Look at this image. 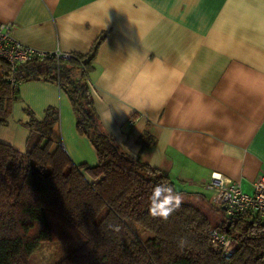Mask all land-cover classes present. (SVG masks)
Here are the masks:
<instances>
[{"label": "crops", "instance_id": "crops-1", "mask_svg": "<svg viewBox=\"0 0 264 264\" xmlns=\"http://www.w3.org/2000/svg\"><path fill=\"white\" fill-rule=\"evenodd\" d=\"M0 22L45 52L87 54L103 34L90 73L97 123L182 196L208 199L212 173L248 194L264 176V0H0ZM133 55L169 69L165 98L137 108L108 90ZM49 106L58 109L54 143L75 164H96L67 95L43 78L18 85L0 141L24 151L25 110L41 120ZM145 132L154 142L141 147Z\"/></svg>", "mask_w": 264, "mask_h": 264}, {"label": "trees", "instance_id": "trees-1", "mask_svg": "<svg viewBox=\"0 0 264 264\" xmlns=\"http://www.w3.org/2000/svg\"><path fill=\"white\" fill-rule=\"evenodd\" d=\"M103 37L87 54L33 57L13 71L0 58V126L7 123L20 83L39 78L56 82L71 103L78 132L88 137L97 156L94 165L75 164L54 143L56 107H47L41 120L25 110L29 134L24 151L0 141V264H28L41 242L57 236L82 244L55 264H264V222L239 217L225 229L228 219L221 209L208 199L182 196L189 193L177 191L160 169L122 151L101 129L90 73ZM136 142L145 147L154 137L145 132ZM177 193L180 205L166 220L151 215L152 199L164 203ZM198 200L220 211L219 220H210ZM130 222L152 235L141 239ZM212 228L229 231L236 240L229 257L211 246ZM181 238L187 241L183 248Z\"/></svg>", "mask_w": 264, "mask_h": 264}, {"label": "built area", "instance_id": "built-area-1", "mask_svg": "<svg viewBox=\"0 0 264 264\" xmlns=\"http://www.w3.org/2000/svg\"><path fill=\"white\" fill-rule=\"evenodd\" d=\"M70 53L55 51H39L15 40L11 35V25L0 22V58L4 59L13 71L17 64L26 62L33 57L53 56L56 60L67 58ZM11 83L16 86L14 77ZM58 85V83H57ZM63 148V145L60 143ZM64 149V148H63ZM204 188L209 191V203L221 209L228 221L237 218H257L264 222V176H260L253 183V192H244L240 184L232 181L220 173H212L204 183ZM210 243L214 250L221 256L229 257L237 246V242L228 231L212 228L210 231Z\"/></svg>", "mask_w": 264, "mask_h": 264}, {"label": "clouds", "instance_id": "clouds-1", "mask_svg": "<svg viewBox=\"0 0 264 264\" xmlns=\"http://www.w3.org/2000/svg\"><path fill=\"white\" fill-rule=\"evenodd\" d=\"M168 76L169 69L160 62L149 61L147 58H138L133 55L121 65L117 79L108 85V90L125 104L138 108L145 102L165 98L167 94L165 80ZM105 79H110L107 73ZM157 189H154V193ZM180 202L181 195L179 193L173 200L164 203H157L152 199L150 213L166 220L179 207ZM186 243V239L181 238L179 246L183 248Z\"/></svg>", "mask_w": 264, "mask_h": 264}, {"label": "rangeland", "instance_id": "rangeland-1", "mask_svg": "<svg viewBox=\"0 0 264 264\" xmlns=\"http://www.w3.org/2000/svg\"><path fill=\"white\" fill-rule=\"evenodd\" d=\"M199 202L201 208L207 211L210 220L213 222L219 220L221 217L220 211H214L207 203L201 201ZM130 226L141 239H146L152 235L151 232L145 230L134 222H130ZM81 244L82 241L80 240L63 239L59 236L50 241H43L40 246L28 257V264H55L58 260L63 258L72 250L76 249Z\"/></svg>", "mask_w": 264, "mask_h": 264}, {"label": "water", "instance_id": "water-1", "mask_svg": "<svg viewBox=\"0 0 264 264\" xmlns=\"http://www.w3.org/2000/svg\"><path fill=\"white\" fill-rule=\"evenodd\" d=\"M229 224H230V221H227V222H226L225 229H227V228H228Z\"/></svg>", "mask_w": 264, "mask_h": 264}]
</instances>
